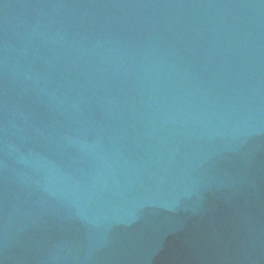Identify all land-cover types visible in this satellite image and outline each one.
I'll use <instances>...</instances> for the list:
<instances>
[{
  "label": "water",
  "instance_id": "obj_1",
  "mask_svg": "<svg viewBox=\"0 0 264 264\" xmlns=\"http://www.w3.org/2000/svg\"><path fill=\"white\" fill-rule=\"evenodd\" d=\"M0 264H264V0H0Z\"/></svg>",
  "mask_w": 264,
  "mask_h": 264
}]
</instances>
